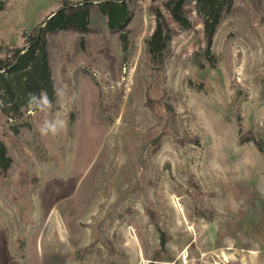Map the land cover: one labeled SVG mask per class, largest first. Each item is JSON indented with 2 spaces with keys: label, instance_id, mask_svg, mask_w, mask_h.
Returning a JSON list of instances; mask_svg holds the SVG:
<instances>
[{
  "label": "rangeland",
  "instance_id": "rangeland-1",
  "mask_svg": "<svg viewBox=\"0 0 264 264\" xmlns=\"http://www.w3.org/2000/svg\"><path fill=\"white\" fill-rule=\"evenodd\" d=\"M69 1L92 7L90 32L48 39L67 95L47 115L66 130L42 137L45 114L29 109L0 115L13 159L0 174V264H264V0H235L213 61L195 2L183 29L165 0H123L125 48L106 0ZM0 2V58L63 6ZM158 11L172 29L163 63L147 45Z\"/></svg>",
  "mask_w": 264,
  "mask_h": 264
},
{
  "label": "trees",
  "instance_id": "trees-1",
  "mask_svg": "<svg viewBox=\"0 0 264 264\" xmlns=\"http://www.w3.org/2000/svg\"><path fill=\"white\" fill-rule=\"evenodd\" d=\"M195 2L198 13L203 17L204 35L206 38L207 57L214 60L212 47L218 27L229 12L235 0H165L164 7L171 18L183 29L191 27V20L186 12L188 3ZM63 6L54 15L32 29L27 36L25 45L7 48L5 57L0 58V115L16 121L28 110L26 94L39 93L47 90L53 102V69L49 52V37L51 35L76 31L88 33L91 31V3H72L62 0ZM99 11L107 16L108 26L112 32H119L126 48L127 36L125 30L131 21L132 14L129 5L123 0H106L98 4ZM4 3L0 2V11ZM172 38V29L165 16L158 11L157 24L154 32L147 40L149 54L154 61L164 62L165 52ZM56 85V83H55ZM21 124L13 127L15 133ZM13 165V159L8 148L0 137V174H7ZM163 245L165 242H162Z\"/></svg>",
  "mask_w": 264,
  "mask_h": 264
},
{
  "label": "clouds",
  "instance_id": "clouds-1",
  "mask_svg": "<svg viewBox=\"0 0 264 264\" xmlns=\"http://www.w3.org/2000/svg\"><path fill=\"white\" fill-rule=\"evenodd\" d=\"M67 95L66 86H56L53 84V96L57 101H61ZM26 106L30 114L36 112L45 114V118L37 125V130L42 137L58 136L66 130L67 121L62 118L59 112L52 118H48V113L53 108V99L49 97L47 90L41 89L39 93L28 92L26 94Z\"/></svg>",
  "mask_w": 264,
  "mask_h": 264
},
{
  "label": "water",
  "instance_id": "water-1",
  "mask_svg": "<svg viewBox=\"0 0 264 264\" xmlns=\"http://www.w3.org/2000/svg\"><path fill=\"white\" fill-rule=\"evenodd\" d=\"M52 15H54V14H52ZM52 15H51V16H52ZM51 16H49V17H51Z\"/></svg>",
  "mask_w": 264,
  "mask_h": 264
}]
</instances>
